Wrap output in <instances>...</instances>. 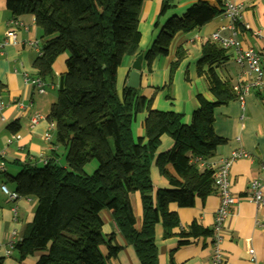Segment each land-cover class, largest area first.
<instances>
[{
    "label": "trees",
    "instance_id": "1",
    "mask_svg": "<svg viewBox=\"0 0 264 264\" xmlns=\"http://www.w3.org/2000/svg\"><path fill=\"white\" fill-rule=\"evenodd\" d=\"M147 0H7L14 17L32 15L42 32L41 55L33 67L43 81L54 80L53 64L68 54L57 98L48 121L54 127L55 147L65 150L66 167L58 164L53 150L43 166L21 165L15 177H6L19 197L35 198L38 207L14 251L20 259L39 254L37 264H105L121 250L114 234L102 232L104 210L111 212L126 244L131 245L141 264L156 262L159 224L164 238L180 225L171 205L191 208L196 199H206L217 188L214 172L197 159L207 160L226 140L214 131L216 108L236 100L234 84L218 70L230 51L207 40L201 45L197 72L204 77L211 100L200 94L191 122L176 112L149 110L144 137L136 142L132 124L146 106L138 89L117 90V70L123 59L135 55L142 34L139 29L142 6ZM225 0H197L181 17H171L146 51L150 71L158 57L169 55L178 33L190 34L205 27L224 11ZM172 7L163 0L160 17ZM159 26V22L156 24ZM186 51L180 49L170 66V78ZM102 55L103 60L97 58ZM6 86L0 82V94ZM174 145L160 152L162 138ZM92 162V175L85 168ZM173 167L172 175L167 166ZM165 177L169 188L154 193L152 168ZM138 193L142 210L141 229L135 227L131 195ZM212 231L193 222L180 233V245H187ZM106 247V256L102 253ZM5 257L0 256V264Z\"/></svg>",
    "mask_w": 264,
    "mask_h": 264
},
{
    "label": "crops",
    "instance_id": "2",
    "mask_svg": "<svg viewBox=\"0 0 264 264\" xmlns=\"http://www.w3.org/2000/svg\"><path fill=\"white\" fill-rule=\"evenodd\" d=\"M197 0H172V7L160 17L163 0H147L142 6L139 29L142 40L138 52L133 56L125 57L117 70V88L121 85L123 91L126 87L131 66L138 55L146 53L160 32L161 26L171 17H181ZM226 1V0H225ZM243 4L241 23L248 24L252 29L264 31V0H234ZM12 20L23 25L16 28L19 43L10 47L6 54H0V82L6 86L0 94V162L7 167L5 174L0 172V243L6 249L11 242H18L27 225L32 223L38 207L35 198L20 197L16 201H9L2 192V184H7L6 177H15L21 171V165L26 163L43 166L50 154L55 150L58 155V164L66 152L55 147L54 127H51L47 117L52 104L57 98V88L61 76L66 72L68 54L58 56L53 64L54 80H47L48 87L45 94H40L34 86L26 83V76L38 77L33 67L39 57L42 43V32L36 26L32 15L14 17L7 8V0H0V40L5 37ZM159 22V26L156 24ZM226 20L221 15L214 18L205 27L194 30L190 34L178 33L170 47L169 55L158 57L151 70L145 59L142 63V79L139 95L146 99L147 104L136 115L132 131L134 138L144 137V122L149 110L176 112L184 115V123L189 124L193 112L196 110L197 96L202 94L211 100L208 84L204 77L197 72V63L201 58V45L211 40L212 34ZM239 39L244 46L263 50L261 42L256 40L250 31L240 27ZM37 43L39 48L33 44ZM186 51L184 62L188 69L185 76L178 73L174 82L170 79V66L175 60L177 52ZM218 70L224 77L235 85L238 81L247 83L252 76L247 75L235 62L233 53ZM175 90H173V85ZM50 91L55 92L54 97L49 96ZM174 94V95H173ZM177 95V99L175 98ZM41 116L36 124L32 118ZM243 115V119L241 116ZM245 125V128H242ZM214 131L217 136L226 140V144L217 148L209 158V162H219L228 158L235 151H245L250 158L236 159L230 169V191L239 197L232 214L226 221L223 229V255L222 264H253L249 250L255 252L256 263L264 264V207H258L250 202V184L253 180L262 182L264 194V90L252 88L246 98L245 110L236 100L220 106L214 111ZM52 139L46 141V134ZM136 140V139H135ZM173 141L164 136L160 152L172 148ZM61 166V165H60ZM66 167V163L62 165ZM172 175H176L172 166H167ZM154 184V197L158 189L169 188L168 180L159 174L157 168H152ZM135 227L141 229L142 210L140 195H131ZM220 204V195L215 190L206 199H196L191 208H179L171 205L170 210L176 212L180 225L173 230V235L164 238L161 224L156 229V243L158 258L156 262L148 264H212L213 244L212 236H202L192 240L187 245H180V233L187 232L193 222L202 228L213 231L215 214ZM103 220L102 232L105 236L112 234L121 250L114 258L108 259L105 264H141L134 248L126 244L121 236L111 212L104 210L101 214ZM261 224V225H259ZM16 232L17 236H13ZM102 253L107 255L108 250L102 247ZM3 257V253H0ZM39 254L20 259L19 253L12 252L5 257L4 264H37Z\"/></svg>",
    "mask_w": 264,
    "mask_h": 264
},
{
    "label": "built area",
    "instance_id": "3",
    "mask_svg": "<svg viewBox=\"0 0 264 264\" xmlns=\"http://www.w3.org/2000/svg\"><path fill=\"white\" fill-rule=\"evenodd\" d=\"M243 4L234 0H226L224 3V11L221 17L226 20V24L221 26L211 36V41L218 43L222 48L233 53L234 62L242 69L247 75L252 76V80L244 83L238 81L233 89L237 96V101L240 103L242 110L246 107V98L250 90L254 87L259 90H264V31L252 29L250 25L241 23ZM23 24L17 20H12L5 37L0 40V54L9 52L10 47L19 43L16 28ZM240 27L245 31H250L252 36L262 43L263 50L258 51L253 47L244 46L238 34ZM35 48H39L38 44H33ZM41 55V51H40ZM26 76V83L37 88L40 94L46 93V88L49 86L46 81L40 77ZM41 116L36 115L32 118V123L36 124ZM243 115L241 119H243ZM53 127V125H51ZM245 128V125H242ZM46 141L50 142L52 137L48 133L45 136ZM240 158H250V155L245 151H235L228 158H223L219 162H209V159H197V162L202 167H206L214 172V183L220 195V204L215 214V223L212 231V264H222L224 261L223 255V229L226 221L232 214L234 206L239 202V197L234 196L230 191L229 174L233 162ZM7 171L6 164L0 162V172L5 174ZM251 193L248 196L250 202L258 207H264V194L262 191V182L253 180L250 184ZM2 192L7 196L9 201H16L19 197L18 193L11 190L6 184L1 186ZM261 225V224H259ZM262 226V225H261ZM13 236H17L14 232ZM16 242H11L7 245L6 249H2L0 243V253L4 257H10L14 251ZM251 262L256 263L255 252L253 249L249 250Z\"/></svg>",
    "mask_w": 264,
    "mask_h": 264
},
{
    "label": "rangeland",
    "instance_id": "4",
    "mask_svg": "<svg viewBox=\"0 0 264 264\" xmlns=\"http://www.w3.org/2000/svg\"><path fill=\"white\" fill-rule=\"evenodd\" d=\"M187 10V9H186ZM62 55V54H61ZM97 58L98 59H100V60H103L104 58H103V56L102 55H97ZM184 62V59H182L181 61H180V63H179V65H178V67L174 70V73H173V75H172V77L170 78L171 79V82H174L175 81V79H176V76L178 75V73L180 74V73H182L184 76H185V74H186V72H187V68H186V66H187V63H183ZM170 77V76H169ZM175 84L173 85V90H175ZM117 90H118V93H119V95H121L122 94V89H121V85H118V88H117ZM54 93L55 92H52V91H50V95L49 96H53L54 97ZM174 95V94H173ZM175 98L177 99V95H175ZM136 139V142L138 141V137H136L135 138ZM65 156L62 158V160H61V166L62 165H64L65 163H66V161H65ZM97 169V163L96 162H92L90 165H88L86 168H85V171H86V173L87 174H89V175H92L94 172H95V170Z\"/></svg>",
    "mask_w": 264,
    "mask_h": 264
},
{
    "label": "water",
    "instance_id": "5",
    "mask_svg": "<svg viewBox=\"0 0 264 264\" xmlns=\"http://www.w3.org/2000/svg\"><path fill=\"white\" fill-rule=\"evenodd\" d=\"M144 60V54H140L134 60L131 66V71L128 75L126 87L131 89H138L140 87L142 79V63Z\"/></svg>",
    "mask_w": 264,
    "mask_h": 264
}]
</instances>
